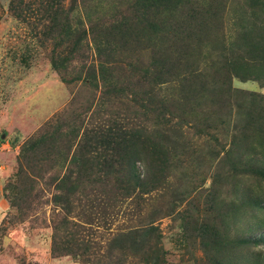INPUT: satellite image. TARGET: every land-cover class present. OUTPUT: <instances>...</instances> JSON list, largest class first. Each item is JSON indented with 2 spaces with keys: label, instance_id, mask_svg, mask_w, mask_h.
<instances>
[{
  "label": "rangeland",
  "instance_id": "374dc122",
  "mask_svg": "<svg viewBox=\"0 0 264 264\" xmlns=\"http://www.w3.org/2000/svg\"><path fill=\"white\" fill-rule=\"evenodd\" d=\"M24 1L31 3V9L25 8V13L19 16L13 11V0H0V264H96L98 261L114 264L116 260L121 264H264V241L240 242L243 237L264 233V178L252 172L255 165L264 167V110L261 112L264 67L261 71L251 68L258 66L259 69L260 63L264 64V0H258L260 5L254 10L247 0H218L204 10L207 12L204 19L192 23L195 30L191 63L201 70L208 65L204 72L214 74V81H224L227 70L231 73L230 105L236 107L234 114H230L228 108L231 107L227 103L230 95L226 96L224 106L218 108L206 101L202 103L206 108L194 107L192 114L191 103L186 104L183 97L178 101L179 86L157 82L149 85L143 73H136L135 69L142 63L150 64L152 55H158L154 54L158 47L151 39L155 34L152 29L147 34L145 30L137 32L133 28L139 24L129 19H125L127 24L122 23L123 31L116 29L109 38L115 51L125 54L122 59H134L132 70L135 71L131 73L129 67L127 71V85L129 87L132 81V94L127 90L125 96L116 97L107 87L111 81L104 82L101 74L97 80L86 79L84 71L83 79L76 78L80 62L94 65L110 53L106 43L100 51L96 49L90 37V41L84 40L82 51L76 52L74 63L68 68L70 81L65 82L51 61L56 42L65 35L59 33V29L52 30L53 18L39 9L41 0ZM211 1L215 0L202 4L207 6ZM62 2L73 30L78 32L74 40L80 36V29L84 27L82 19H87L89 11L93 18L106 14L104 21H108L104 26H110L109 21L113 19L110 17L123 21L124 16H131L130 6L135 4V0H89L83 10L82 0ZM66 48L58 47L59 51ZM203 57L206 59L202 62ZM184 62L179 67L181 72ZM234 70L239 72L238 76L234 75ZM173 71L179 73L178 69ZM185 90L193 97L188 86ZM142 91H149L148 95L154 99H160L161 95L169 98L157 104L159 109L152 116L143 114L148 106L139 109V120L132 124L142 130L136 141L142 138L147 146L139 144L141 160L137 165L141 177L146 185L149 182L151 187H157L150 197L146 195L141 219L146 218L145 223L155 219L153 226L160 234L159 246L163 253L155 248L156 239L146 240L132 257L129 255H135L134 252L128 254L117 248L115 233L126 226L132 213L139 212L134 208L131 213L134 206L129 207L128 201L119 204L114 198L108 200V209L112 210L110 205H113L122 211L114 216L111 213L107 220L94 213V224L100 225L85 223L80 228L81 237L88 235L92 240L91 247L82 243L79 248L82 256L67 254L62 242L71 238L69 231L78 229L74 225L77 219L84 213L90 214L87 203L91 197L71 198L72 215L78 217L69 218L73 223L68 224L66 236L60 231L56 247L55 228L68 227L62 224L67 215L65 206L55 201L64 196V189L56 187V183L75 167L61 158L50 161L47 148L51 146L57 152L51 145L54 140L71 137L73 153L78 150L81 154V148L91 151L98 146L96 150L101 154L106 137L92 132L86 139L84 129L91 131L100 121L107 123L105 130L117 121H130L128 113L135 110L130 98H135V94L141 96L138 93ZM164 118L174 119L165 125ZM178 120L190 123L180 128L175 125ZM157 122L162 130L158 137L152 126ZM201 123L206 127H198ZM168 127L171 131L166 129ZM75 128L81 130L74 138L69 135ZM116 131L109 134L117 143L120 133ZM43 133L49 136L45 147L30 150L31 140ZM129 140L135 139L130 135ZM125 142L121 154H115L106 145L109 161L103 156L93 168L100 178L96 186L107 196L115 195L119 182L115 172L106 174L107 171L129 166L131 146L129 148ZM155 143L157 148H154ZM94 154L95 150L88 155ZM112 157L119 164L112 161ZM167 206L173 209L165 210ZM104 208L105 205L100 207V213ZM132 250L133 247L129 249Z\"/></svg>",
  "mask_w": 264,
  "mask_h": 264
},
{
  "label": "trees",
  "instance_id": "16d2710c",
  "mask_svg": "<svg viewBox=\"0 0 264 264\" xmlns=\"http://www.w3.org/2000/svg\"><path fill=\"white\" fill-rule=\"evenodd\" d=\"M77 1V0H75ZM82 6L83 10L86 5H88L89 0H82ZM132 1V0H131ZM218 0L211 1L210 4L207 6H204L203 3L206 2V0H135V4L130 6L132 7L133 13L130 14L131 16H124L123 21L121 19L113 18L109 21L110 26H104L105 22L108 20H105L106 14L97 15L95 18L92 17L91 12L89 11V15L87 19H82V23L84 27H81L80 29V36H77L74 40L73 38L75 33L78 34V32L73 30V27L71 25V19L68 15V12L64 9L62 0H41L40 4L41 7L39 9L43 10L44 14L49 15L50 18H53V25L52 30L58 31L59 33L64 34V37H61L59 39L60 41L56 42V47L54 48L53 53L51 52V61L53 68L56 69L63 77L65 82L70 81L68 80L69 70L68 68L70 65H72L74 62V58L76 57V52H80L83 49V42L84 40H89V37L91 40L94 41L96 49L100 51V49L105 46V43L107 46H109V49H107L108 55L106 58L100 61V63L87 65L86 62L83 63L80 62V68L77 73V79L81 80L83 79V73L86 71V75H84L87 78L96 79L99 77V74L102 75V79L104 82L111 81V84L108 83L107 87L109 89V92L116 93V97H123L126 94V91L128 90V94H132L130 91V86L132 84H129V87L127 85L128 80V67L131 73H133L136 70V73L142 72L143 73V79L151 84V82H157L158 84H170L179 86L181 91L178 93L177 98L178 101L182 98L187 103H191L189 106L192 110V114L195 113L194 107H201L206 108L205 105H203V102H208V105H218V108L221 106H224L225 98L227 95H230L227 97V103L229 106L231 101V93L233 92V87L231 86V73H225L224 81L220 82L219 80L214 81V74L206 73L204 70H207V66L205 65L203 70L199 68L198 66H194L191 62L193 60L194 54L192 52V39H193V22L197 20L204 19V16L207 12H204L208 7L214 6V3ZM249 2V7H251L253 10L256 8V6L259 7L258 0H247ZM257 3V5H256ZM13 8L14 12H17L19 16L23 15L26 11L25 8L31 9L30 4L31 3H25L24 0H13ZM85 6V7H84ZM39 10V11H41ZM199 10V11H198ZM252 10V11H253ZM127 12L130 13V9L127 7ZM107 12V11H106ZM105 12V13H106ZM64 14L63 17H61V14ZM185 14V15H184ZM86 15V16H87ZM25 16V15H24ZM23 16V17H24ZM95 16V15H93ZM130 17L132 19H130ZM125 19H129L133 22L137 21L136 23L139 24L138 27H134L133 29L137 32L140 31L144 33V30L147 34L149 29H152V34H155V38L151 37L152 43L154 46H157V50L154 51V54L158 55H152V61L150 64L145 63V65L142 63L141 66L138 67V69L132 70V65L134 64L131 58L127 59L126 57L124 59L121 58L122 55H125L124 53L116 52L114 48L115 45L109 38V36H112V33L116 29L122 30L125 25H122V23L127 24ZM86 21L88 23H84L83 21ZM116 20V22H115ZM65 21V22H63ZM95 21V23H94ZM154 26V27H153ZM152 27V28H151ZM195 30V29H194ZM53 31V32H55ZM123 31V30H122ZM104 34V35H102ZM250 35V33H247ZM123 38V37H122ZM71 40V42H70ZM252 40V38H251ZM90 41V40H89ZM87 44V42L85 43ZM126 44V41H124V45ZM89 45V43L87 44ZM113 45V47H112ZM59 46H67L65 51H59ZM101 46V47H99ZM91 47V45H90ZM107 48V47H106ZM124 49V47H123ZM119 50V49H118ZM122 51V48H120ZM115 51V52H114ZM114 52V53H113ZM119 55L120 57L117 58L116 55ZM206 59L203 57L201 58L202 62ZM77 60V59H76ZM75 60V61H76ZM137 60V59H136ZM185 61L182 66H184V71H179V67H181V63ZM143 62V61H142ZM230 62V60H229ZM262 66L258 69V66L251 67L253 69H257L261 71L264 67L263 63H260ZM214 66V65H212ZM215 67V66H214ZM178 69L179 73H175L173 70ZM252 69V70H253ZM201 70V71H200ZM99 71V72H98ZM236 74L235 76H238L239 72L237 70H234ZM101 77V76H100ZM75 78V79H76ZM177 79V80H176ZM209 80V81H208ZM213 80V81H212ZM187 81V82H186ZM185 82L187 85H185ZM214 82V83H213ZM145 83V82H144ZM189 87L191 91V95L193 97H189L190 93H188L185 89ZM184 90V91H183ZM193 91H197V93H193ZM150 93L149 91H142L138 94H141V96H138L135 94V98L131 99V105L133 108L135 107L134 111H129V116L127 117L128 120H125L123 123L120 121H117L116 123H112L110 125V130L106 127L105 130V122H100L98 125L95 126V128L88 129L85 128V138L89 139L90 133H97V136H103L106 137L107 143H105L110 150L115 151V154H121V148L125 146V141H127V145L131 146L130 148V155L132 154V157L128 160L129 166H123L120 169L114 170V171H107L106 174L115 172L117 174L119 182L117 184V192L115 195L109 194L108 196L102 192V190L97 188V183L100 181L99 177L95 175V171L93 168L97 167V165L101 162L99 161L100 158L103 156L109 161L107 154L108 152H105V146L102 148L103 152L99 154L96 149H99L97 146L96 149H92L91 151H88L87 148H81V154H78V150L73 153V145L70 144V141L72 138L67 139L66 137L60 139L59 141H55V143L51 144L53 147L57 148V152L53 150L51 146H48L47 152L49 156L52 158L50 161L54 162L55 160H58L59 158L62 159L65 163H69V161L72 163V166L75 167L74 169L70 170L68 173L64 175L61 182L58 181L56 183V187L64 189V196L59 197L58 200L55 198L56 202H61L65 206L66 210V220L63 221V225H67L70 223H73L69 221L70 217H78V215H72V203L73 201L71 198L76 197H91L89 204V210L90 214H83L82 219L79 217L77 219V223H74L78 227V229L73 231H69L71 233L69 239L62 242L63 249L66 247L67 254H74V255H81L82 252L80 251L81 244L84 243V245H89L92 243L90 237L88 235H84V237H81L80 228L81 225L85 226V223H89L92 225L99 226L100 224H94L95 219L92 217L94 213L100 214V218H103L102 220H107L112 213V216L118 215L119 212L122 211L121 208L115 209L117 207H113V205H110L112 210H109L107 207V202L109 200L112 201L114 198H116V202L119 201V204L122 201L127 202L129 207L134 206L131 209L135 208L136 212H139L137 214H133L129 217L128 223L122 230H117L115 233L116 240L118 241L117 248L119 250H124L130 254L131 252H134L135 255H129L130 257L136 256V253L139 252V247L142 243H145L146 240L151 241L152 239H156L155 248H157L158 252L163 253V249L159 244L161 241L160 234L157 232V228L153 226V222L155 219H150L148 223H145L146 218H142V210L145 209V206H142L144 201H147V196H151L153 193V190L157 187H151L149 185L150 183L147 182L141 177V169L140 166L137 165L138 161L140 159L139 155V144L141 143L142 147L146 146V141L142 140V138L137 139L136 137L138 133H142V130L138 129L136 126H133L135 122H138L139 120V109H143V107L148 106V110L144 109L143 114L145 115H154L157 111L156 109H159L157 104L165 103L169 100L167 95L165 97L161 95L160 99H154L148 95ZM233 94V93H232ZM148 96V98H147ZM166 100V101H165ZM228 107V106H226ZM230 110V114L235 112L236 107L231 106L228 107ZM263 109L261 112H263ZM200 111V110H199ZM88 112V111H87ZM169 112V111H168ZM260 112V113H261ZM161 115V112H159ZM234 114V113H233ZM144 115V116H145ZM240 115V114H239ZM160 117V116H159ZM162 117H165L163 115ZM132 118V120H131ZM122 119V118H121ZM134 119V120H133ZM174 118H164L162 119L164 121V124L167 125L171 123V121ZM85 119L83 121L81 120V124H84ZM123 120V119H122ZM150 122L152 119L149 117ZM108 122L109 120L106 119ZM160 121V120H159ZM121 124H120V123ZM200 122V121H199ZM199 122H195L197 125ZM103 123V124H102ZM160 123V122H159ZM159 123H154L152 126L156 129L154 134H156V137L160 136L162 134V130L158 127ZM190 122H183L181 120H178L175 122V125L178 127L184 126L185 124L188 125ZM137 124V123H135ZM209 124V123H208ZM205 124H200L198 127H204ZM253 128L256 130V125L252 124ZM114 127V130L112 129ZM180 127V128H182ZM206 127V126H205ZM248 128V127H245ZM115 129L118 134V142L116 143L114 138L111 137L109 133H114ZM168 131H171V128H166ZM252 129V128H250ZM81 129L75 128L71 131L69 136H73L74 138L77 136V132H79ZM253 130V129H252ZM258 130V127H257ZM114 131V132H113ZM203 129H201L200 132H202ZM108 132V133H107ZM60 133V132H59ZM107 133V134H106ZM134 141L129 140V136ZM49 139L48 133L41 134L40 136L33 138L30 142V150H33L32 148H44L47 141ZM155 139V138H154ZM117 144V145H116ZM233 144V142H232ZM234 145V144H233ZM158 144L155 143L154 148H157ZM50 150V151H49ZM96 151V154L94 155H88L92 151ZM106 155V156H105ZM123 158H121L122 160ZM124 160V159H123ZM112 161L116 162V164H119L118 161L112 157ZM157 170H163L161 168H157ZM252 172L256 173L258 175H261L264 178V167H260L255 165L252 167ZM65 182V186H61V183ZM67 186H69L67 188ZM83 203V202H81ZM135 204V205H134ZM84 205V203H83ZM105 205V208L103 209V212L100 213V207ZM171 210L173 207L167 206L165 210ZM162 210V209H161ZM160 210V211H161ZM159 211V212H160ZM68 219V220H67ZM136 221H139V223L135 224ZM100 222V220H99ZM81 223V224H80ZM62 226V225H61ZM62 227L57 226L55 228L56 234H55V244L57 247V241H58V234L63 232V236H66L67 233L66 230H68V227ZM85 229V228H84ZM61 231V232H60ZM57 240V241H56ZM264 241V233H260L258 236H246L240 239V242L242 244H252V243H260ZM90 243V244H89ZM146 244V243H145ZM68 245H72L70 248ZM133 247L132 251H129ZM145 255V254H143ZM142 255V256H143ZM112 257V256H111ZM144 260V257H142ZM146 260V259H145ZM105 264H113L109 261L104 262ZM122 262L120 260H116L114 264H121ZM96 264H101V261H98Z\"/></svg>",
  "mask_w": 264,
  "mask_h": 264
}]
</instances>
